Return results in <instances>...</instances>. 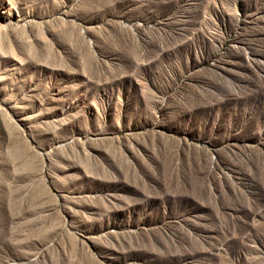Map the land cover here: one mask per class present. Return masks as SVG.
I'll list each match as a JSON object with an SVG mask.
<instances>
[{"label": "rangeland", "instance_id": "374dc122", "mask_svg": "<svg viewBox=\"0 0 264 264\" xmlns=\"http://www.w3.org/2000/svg\"><path fill=\"white\" fill-rule=\"evenodd\" d=\"M0 264H264V0H0Z\"/></svg>", "mask_w": 264, "mask_h": 264}]
</instances>
